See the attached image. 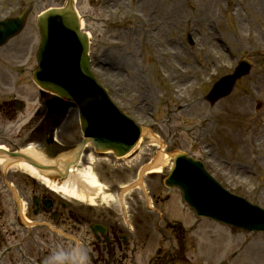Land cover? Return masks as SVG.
Segmentation results:
<instances>
[{
  "label": "rangeland",
  "instance_id": "374dc122",
  "mask_svg": "<svg viewBox=\"0 0 264 264\" xmlns=\"http://www.w3.org/2000/svg\"><path fill=\"white\" fill-rule=\"evenodd\" d=\"M64 2L0 0V18L31 9L24 31L0 48V100L17 92L10 87V70L22 73L18 92L23 95L17 96L26 105L19 114L24 140L38 111L31 79L37 61L34 53L30 56L39 42L37 16ZM77 7L92 37L95 73L120 106L153 128V134L121 159L86 148L78 169L91 170L105 186L103 203L96 208L115 207L111 193L136 182L160 149L204 159L232 190L264 206V0H95L92 4L78 0ZM244 57L254 62L251 74L237 83L230 96L215 104L204 100L213 83ZM259 101L262 105L257 109ZM0 113V144L15 145L21 124ZM56 134L70 141L80 139L74 109L69 108L66 125L62 122ZM154 135L162 143L152 145ZM16 170L10 172L18 176ZM161 179L147 175L143 187L145 193L156 192L162 214L143 207L140 188L123 196L133 197L129 198L131 217L137 236L146 242L140 245L138 264H165L173 255L172 264H264V234L207 219L198 225L181 202L180 192L165 188ZM179 221L185 229L178 233V243L171 224Z\"/></svg>",
  "mask_w": 264,
  "mask_h": 264
},
{
  "label": "flooded vegetation",
  "instance_id": "af4514ba",
  "mask_svg": "<svg viewBox=\"0 0 264 264\" xmlns=\"http://www.w3.org/2000/svg\"><path fill=\"white\" fill-rule=\"evenodd\" d=\"M9 181H13L22 199H30L26 202V214L37 224L34 232L17 225L18 220L6 208L11 203H5L11 193L3 187L0 191V264H75V253L72 256L69 246L65 249L67 256L58 248L51 250V221L56 226H66L70 234L80 239L79 255L84 257V264H135L136 240L121 228L113 212L95 215L81 204L69 203L52 194L35 179L20 177ZM43 223L48 232L41 226ZM97 223L105 226L104 231L92 229Z\"/></svg>",
  "mask_w": 264,
  "mask_h": 264
},
{
  "label": "bare ground",
  "instance_id": "6f19581e",
  "mask_svg": "<svg viewBox=\"0 0 264 264\" xmlns=\"http://www.w3.org/2000/svg\"><path fill=\"white\" fill-rule=\"evenodd\" d=\"M178 75L182 76V74ZM28 152L31 153L33 156H41L40 152L37 151L35 148H29ZM169 160L170 157L167 153H158L153 159L151 165L148 167V169L150 170L149 172H160L165 166L168 165ZM0 165L7 166L9 165V161L0 158ZM11 167L24 170L37 177L39 176V171L37 169L22 161L11 164ZM43 180L47 184H49L51 188L55 191H62L71 194L78 199H86L92 202L96 199L98 195L101 194L103 190L102 183L99 181L98 177L90 170L86 169H78L76 173H70V177L63 184H58L53 180L50 181L48 178H43ZM79 183L84 185L83 190H80L81 188L79 189V187L77 186Z\"/></svg>",
  "mask_w": 264,
  "mask_h": 264
},
{
  "label": "water",
  "instance_id": "95a60500",
  "mask_svg": "<svg viewBox=\"0 0 264 264\" xmlns=\"http://www.w3.org/2000/svg\"><path fill=\"white\" fill-rule=\"evenodd\" d=\"M48 15H50V16L54 15L55 17L60 18L62 20V24L59 27L64 28L65 30H68L70 32L76 33L79 36V38H83V36L85 37V35L81 34L80 30H79V19L77 17L75 9H74L73 0H67L66 6L64 8H62V9H50L49 11L45 12L44 15L41 16L40 21L44 22L47 19ZM19 21L21 23L24 22L22 17H20ZM57 37L58 38H57L56 41H58V42L62 41L63 44L65 46H67L68 41H69V39H68L69 35L68 34L58 33ZM242 73H238V75L240 76ZM47 85H48L49 88L54 90V92H57L58 94H60L63 98H66L68 100H72L73 101V96H71V94H69L61 86L50 84V83H48ZM223 94H225V93L223 92L221 95H223ZM100 124H101V126L98 129L94 130V132H93V133H95V135H99L97 133H100V135H103V136H106V137L110 138V137L114 136L115 132L119 128V126L117 124L112 123V122H106V123H100ZM82 127H83V129L86 130L85 122L82 124ZM89 135L93 136L94 138H87V139L83 140L82 143L79 144L76 147V149H75V156L76 157L79 156L81 148L83 147V145L86 142H89V141L93 142L94 140L98 141V139L95 138L94 134H89ZM117 137H118V135L113 137V139H115ZM93 143H95V145L97 146L98 149L99 148H106L104 146V144L99 145L95 141ZM128 147L129 146H124V147H122V149H127ZM4 152H6L7 154H9L10 156H13V157L18 156V157L26 158L28 161L32 162L31 158L26 156V155H23V154H20V153H9L7 151H4Z\"/></svg>",
  "mask_w": 264,
  "mask_h": 264
},
{
  "label": "clouds",
  "instance_id": "9594fccd",
  "mask_svg": "<svg viewBox=\"0 0 264 264\" xmlns=\"http://www.w3.org/2000/svg\"><path fill=\"white\" fill-rule=\"evenodd\" d=\"M83 259H84V257H83V256H81V257H80L81 264H82V262H83Z\"/></svg>",
  "mask_w": 264,
  "mask_h": 264
}]
</instances>
